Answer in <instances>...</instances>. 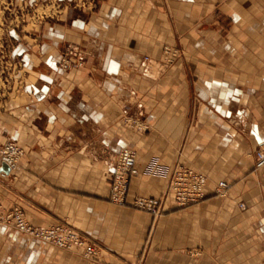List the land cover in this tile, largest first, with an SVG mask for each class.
<instances>
[{
  "label": "crops",
  "instance_id": "0c3cea01",
  "mask_svg": "<svg viewBox=\"0 0 264 264\" xmlns=\"http://www.w3.org/2000/svg\"><path fill=\"white\" fill-rule=\"evenodd\" d=\"M63 1L36 48H14L21 66L0 90V145L23 150L0 175V214L20 206L33 225H67L97 253L0 223V264H264V166L254 159L264 148V0ZM163 45L180 56L147 73L142 57L158 63ZM67 51L83 65L63 70ZM121 147L135 150L139 173L116 205ZM175 164L206 174L200 202L174 204ZM136 195L163 198L162 214L131 207Z\"/></svg>",
  "mask_w": 264,
  "mask_h": 264
},
{
  "label": "built area",
  "instance_id": "2783aa9c",
  "mask_svg": "<svg viewBox=\"0 0 264 264\" xmlns=\"http://www.w3.org/2000/svg\"><path fill=\"white\" fill-rule=\"evenodd\" d=\"M69 54H71V52L65 53L60 59L59 65L62 69L69 70L83 65L81 57L75 56V60H71L68 56ZM179 55V49L164 45L162 48V61L153 64V59L151 57L147 55L142 57L144 70L147 73H153L152 70L160 71L166 65L172 63ZM140 115L141 113H138V116ZM124 122L133 129H144L142 122L134 117L124 116ZM22 152V148L15 141H6L0 145V160L12 171L17 167ZM135 155V151L129 147H121L118 150L114 161V169L111 174L108 193V200L110 203L116 205H125L127 203V192L130 181L139 173L135 164ZM254 159L255 168L264 166V148L255 151ZM0 174L4 176L5 172H0ZM206 184L207 176L204 172L181 164H175L170 172L168 192L176 206H188L196 204L203 199ZM227 188L228 183L220 180L217 182L215 191L218 195L223 196ZM163 204V198L143 195H136L130 201L131 207L145 211L153 218H157L162 214ZM0 222L13 225L19 232L59 249L72 250L74 248H79L87 258H92L97 253L94 243L81 236L73 228L62 224L47 227L33 226L26 220L23 212L17 207L1 215Z\"/></svg>",
  "mask_w": 264,
  "mask_h": 264
},
{
  "label": "rangeland",
  "instance_id": "374dc122",
  "mask_svg": "<svg viewBox=\"0 0 264 264\" xmlns=\"http://www.w3.org/2000/svg\"><path fill=\"white\" fill-rule=\"evenodd\" d=\"M63 9V0H0V90L3 88L6 90L9 89L7 85H10L15 79L14 76L17 68L21 66V58L14 54V48L18 46V44L28 46L29 48H36L37 44L42 40L40 27L44 26L48 20H57L62 14ZM168 46L176 48L175 46ZM66 53H68V51ZM162 60L163 56L159 59V62ZM152 71L153 73L158 72V70ZM17 167L12 170V172H14ZM7 175L8 174L5 173L4 176H1L6 177ZM15 207L19 208L23 212L26 220L32 224L27 219L20 206H13L9 211L0 214V216L10 212Z\"/></svg>",
  "mask_w": 264,
  "mask_h": 264
},
{
  "label": "water",
  "instance_id": "95a60500",
  "mask_svg": "<svg viewBox=\"0 0 264 264\" xmlns=\"http://www.w3.org/2000/svg\"><path fill=\"white\" fill-rule=\"evenodd\" d=\"M0 170L3 171V172H5V173H8L9 172L8 166L5 163H3V162L1 164Z\"/></svg>",
  "mask_w": 264,
  "mask_h": 264
}]
</instances>
